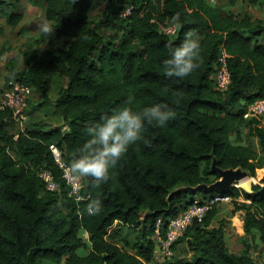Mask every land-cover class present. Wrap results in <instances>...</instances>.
Returning a JSON list of instances; mask_svg holds the SVG:
<instances>
[{
    "label": "trees",
    "instance_id": "obj_1",
    "mask_svg": "<svg viewBox=\"0 0 264 264\" xmlns=\"http://www.w3.org/2000/svg\"><path fill=\"white\" fill-rule=\"evenodd\" d=\"M30 1L45 4L56 28L49 43L61 45L47 52L21 51L25 66L17 69L11 58L9 79L27 82L46 98L54 78H64L54 104L69 129L13 132L10 110L0 108V264L153 263L157 219L166 228L198 194L207 197L204 190L185 187L216 181L214 160L218 167H240L251 176L262 167L264 127L244 114L264 96L263 21L210 0ZM99 8L101 17L94 22L92 13ZM0 17L17 26L22 15L12 1L0 0ZM173 24L175 33L164 31ZM104 27L116 31L106 34ZM187 31L201 41L199 67L188 76L170 77L162 61L170 55L169 45L179 44ZM222 46L230 53L232 82L221 91L213 72ZM129 94L135 95L136 108L160 103L175 115L164 126L147 124L106 183L82 177V191L90 197L77 201L50 144L57 143L71 162L87 138L86 127ZM242 128L258 137L262 153L243 140ZM41 168L54 172L59 189L45 188ZM251 188L233 186L227 192L244 198L234 201L235 210L245 211L246 235L264 241V175ZM94 198L102 201V209L88 215L86 205ZM217 215L214 205L203 219H195L174 244L183 241L190 256L168 264H264L255 261L249 246L240 252L228 248L224 221ZM118 225L133 233L120 235Z\"/></svg>",
    "mask_w": 264,
    "mask_h": 264
},
{
    "label": "rangeland",
    "instance_id": "obj_2",
    "mask_svg": "<svg viewBox=\"0 0 264 264\" xmlns=\"http://www.w3.org/2000/svg\"><path fill=\"white\" fill-rule=\"evenodd\" d=\"M10 1L15 4L16 12L21 13L22 18L17 26H12L5 17H0V24L3 26V32L0 34V99L4 88H6L11 81L14 80L9 79V76L11 75V58L14 60V65L17 69H23L25 63L23 61L21 51L36 49L40 52H47L49 50H54L61 45V43L51 45L49 43L48 36L42 33L39 29V24L45 19L53 23V21L47 17L46 6L44 3L30 0ZM210 1L226 10L229 9L230 11L239 13L240 15H249L255 21L260 19L263 21L264 26V0H237L236 2H232L231 0ZM101 13L102 8L94 10L92 13V21H97L101 17ZM102 30L106 34L116 31L115 28L111 27H104ZM64 83V78L55 77L51 82L48 96L46 98L38 88L32 87V94L26 110L27 116L24 124L21 125L13 121L9 124V129L13 132H17L21 128L50 129L55 126H62L63 119L55 108L54 99L58 94L59 88L61 85L63 86ZM241 135L245 142L253 145L262 153L258 137L254 134H250L248 128H242ZM263 175L264 161L262 163V167L256 170V175L254 176L256 180H254L251 175H248L250 178L245 176V180H242V178L239 177L241 183L240 188L251 191L252 184L260 182ZM220 178L221 175L218 179ZM235 183L238 184L237 182ZM235 183L233 186H236ZM215 192L216 191L205 193H207V196H210ZM197 196L201 197V194H198ZM240 200L242 199H238V201ZM237 205L238 204L235 201L221 202L217 205L218 215L216 219H223L224 221L223 224L226 228L225 238L228 248L231 251L240 252L243 251L246 246H249L250 253L255 261L257 263H262L264 261V241L261 239L252 241L251 237L246 235L242 221L245 211L235 210ZM117 227H120V235L129 236L133 233V231L127 226L122 227L118 225ZM190 254L191 252L185 243L180 241L177 242L174 247V255L172 258L161 255L156 258L155 262L150 264H168V262L173 261L178 257L190 256Z\"/></svg>",
    "mask_w": 264,
    "mask_h": 264
},
{
    "label": "clouds",
    "instance_id": "obj_3",
    "mask_svg": "<svg viewBox=\"0 0 264 264\" xmlns=\"http://www.w3.org/2000/svg\"><path fill=\"white\" fill-rule=\"evenodd\" d=\"M39 29L49 37L56 28L45 19L39 24ZM201 47L197 34L185 32L179 44L169 45L170 55L162 61L166 74L170 77H185L193 73L199 67ZM135 102L134 94L127 95L86 127L87 138L69 165L74 176L90 177L97 185L106 183L111 170L128 153L130 147L143 138L147 124L164 126L175 115L168 105L154 103L136 108L133 106ZM101 209L102 201L94 198L87 203L85 210L88 215H95Z\"/></svg>",
    "mask_w": 264,
    "mask_h": 264
},
{
    "label": "built area",
    "instance_id": "obj_4",
    "mask_svg": "<svg viewBox=\"0 0 264 264\" xmlns=\"http://www.w3.org/2000/svg\"><path fill=\"white\" fill-rule=\"evenodd\" d=\"M130 8H127V13ZM164 31L173 34L177 30V26L167 25L163 27ZM230 53L225 46H222L218 55L216 68L214 71V80L216 88L225 90L232 82V75L229 65ZM32 94V87L24 81L13 80L4 88L0 99V108H8L11 112V119L18 124L23 125L26 120V110ZM246 118H256L258 125L264 127V96L258 98L248 105L244 114ZM68 125L63 124L61 130L67 131ZM17 136V135H16ZM55 163L60 171V176L69 187V195L77 201L87 199L90 194L83 193V178L76 177L72 174L69 167L70 161L65 157L64 150L57 144H50ZM39 177L42 179L46 189L54 191L59 189V181L54 172L48 168H41L39 170ZM235 185L240 188V184ZM75 189V190H74ZM235 199H244L242 196L235 198L229 192H215L203 199L197 197L193 202L181 213L172 217L164 228L162 218H158L154 227V237L157 240L158 251L156 258L163 255L164 257H172L174 255L175 242L185 233L188 227L195 219H203L207 212L214 206L221 202H230Z\"/></svg>",
    "mask_w": 264,
    "mask_h": 264
},
{
    "label": "water",
    "instance_id": "obj_5",
    "mask_svg": "<svg viewBox=\"0 0 264 264\" xmlns=\"http://www.w3.org/2000/svg\"><path fill=\"white\" fill-rule=\"evenodd\" d=\"M213 170L218 172L221 175L220 179L207 184L202 183L197 186H186L185 191H192V192H200L204 190V192H226L234 185L236 180L242 175L248 174L246 170L242 168H221L216 165V160L213 161Z\"/></svg>",
    "mask_w": 264,
    "mask_h": 264
},
{
    "label": "bare ground",
    "instance_id": "obj_6",
    "mask_svg": "<svg viewBox=\"0 0 264 264\" xmlns=\"http://www.w3.org/2000/svg\"><path fill=\"white\" fill-rule=\"evenodd\" d=\"M248 175H249V174L242 175L240 178H242V180H245V179H246L245 176H247L248 178H250ZM252 178H253L254 180H256V178H255L254 176H252ZM236 181H237L238 184H241L239 178H238V180H236Z\"/></svg>",
    "mask_w": 264,
    "mask_h": 264
},
{
    "label": "crops",
    "instance_id": "obj_7",
    "mask_svg": "<svg viewBox=\"0 0 264 264\" xmlns=\"http://www.w3.org/2000/svg\"><path fill=\"white\" fill-rule=\"evenodd\" d=\"M242 221H243V217H242ZM157 251H158V247H157Z\"/></svg>",
    "mask_w": 264,
    "mask_h": 264
}]
</instances>
